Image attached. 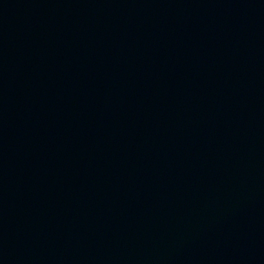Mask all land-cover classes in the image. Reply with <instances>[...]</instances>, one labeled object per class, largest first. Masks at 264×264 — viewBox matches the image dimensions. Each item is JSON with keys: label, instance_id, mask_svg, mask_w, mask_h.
Returning a JSON list of instances; mask_svg holds the SVG:
<instances>
[{"label": "water", "instance_id": "95a60500", "mask_svg": "<svg viewBox=\"0 0 264 264\" xmlns=\"http://www.w3.org/2000/svg\"><path fill=\"white\" fill-rule=\"evenodd\" d=\"M0 264H264V0H0Z\"/></svg>", "mask_w": 264, "mask_h": 264}]
</instances>
